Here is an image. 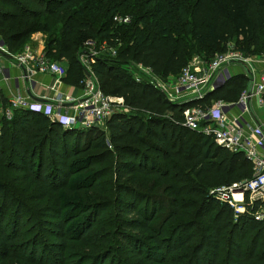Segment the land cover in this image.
<instances>
[{"label": "trees", "instance_id": "1", "mask_svg": "<svg viewBox=\"0 0 264 264\" xmlns=\"http://www.w3.org/2000/svg\"><path fill=\"white\" fill-rule=\"evenodd\" d=\"M36 32L46 36L44 56L66 63L63 81L76 87L85 77L76 34L104 44L88 68L126 110L105 118L104 128H62L20 108L0 119V168L12 173L9 183L0 180V264L15 244L25 250L19 262L45 264L35 258L44 236L59 264H264L259 202L235 216L209 194L249 178L250 162L182 118L187 106L236 100L246 79L231 75L200 99L169 102L131 73L140 64L160 80L175 77L192 57L227 51L228 41L234 51L264 53V0H0V37L10 51ZM12 182L32 192L20 199ZM28 201H44L54 218L48 228H34L44 211ZM32 231L37 239L20 240Z\"/></svg>", "mask_w": 264, "mask_h": 264}, {"label": "built area", "instance_id": "2", "mask_svg": "<svg viewBox=\"0 0 264 264\" xmlns=\"http://www.w3.org/2000/svg\"><path fill=\"white\" fill-rule=\"evenodd\" d=\"M115 21L126 22V17L113 18ZM104 46V44L102 45ZM226 52V51H225ZM95 51L88 53L94 56ZM0 54L8 57L9 65L3 66L0 63V74L2 79L12 78L9 75L10 66L17 67L19 63H28L31 59L30 55L12 54L7 45L0 37ZM264 59V53L262 54ZM79 63L89 71L88 60L86 57H78ZM239 58L234 52L224 55H214L207 61L195 58V62H187L168 87L162 84L163 80L153 76L149 69L140 64H133L131 73L135 81H148L153 87L157 88L169 102H174L180 98L200 99L207 92L222 84L232 75L231 70L225 63L227 59ZM27 82L31 80V76L35 73H52L55 75H63L64 67L56 61L49 60L43 56L33 61L32 66H25ZM136 71L137 74H136ZM90 72V71H89ZM91 73V72H90ZM22 80L23 76L19 70V74L14 80ZM161 81V82H160ZM82 93L80 95L79 110L87 113L95 122H100L109 117L113 112L120 111L116 109V105L112 100L115 97L103 95L96 84L93 75L85 76L80 84ZM264 91V77L255 87V94ZM114 98V99H113ZM121 100L120 98H117ZM247 96L245 92L241 93L234 101H215L210 106L201 108L197 104L187 106L182 110L183 125L187 128L200 132L210 137L214 143L226 148L232 152H240L245 159L251 164V176L247 179L232 182L228 185H218L209 190L214 198L229 206L233 214L243 213L246 205L258 201L259 204L255 208L254 217L261 219L264 217V118L261 122L251 125L249 119L248 107L246 105ZM185 101V102H186ZM259 105H263L262 99ZM59 101L57 100L56 103ZM121 101L115 102L120 104ZM16 108L25 109L34 112H41L51 121L60 123L64 128H70L76 123L74 115L66 114L51 108L50 105L41 104L30 100L28 96H15L8 101V105L1 111L0 117L10 119L12 111ZM228 109H235L236 114L230 119H225ZM264 117V108L262 109ZM81 125H86L87 120L79 121ZM92 123V121H90ZM239 196V197H235Z\"/></svg>", "mask_w": 264, "mask_h": 264}, {"label": "crops", "instance_id": "3", "mask_svg": "<svg viewBox=\"0 0 264 264\" xmlns=\"http://www.w3.org/2000/svg\"><path fill=\"white\" fill-rule=\"evenodd\" d=\"M40 34L42 33L36 32L31 34L29 36V38L31 39L29 40L28 38L19 50H9L14 55L25 53L26 55L31 56V59L28 61V63H24V65L22 64L24 67L32 66L33 61L43 56L44 54V41L42 40ZM225 47L227 49L226 52L217 53L215 55H224L228 52H234L239 57V59H241L246 64L250 72V76H247V74L240 65L228 64L227 62H225L231 70L232 75H242L246 79V81L247 79L252 80V89L248 97L249 103L247 107L250 119L249 123L251 125H254L258 122H261L264 118L262 115V109L264 108V105H259L258 101L260 98H262V96H264V91L261 93V95L259 93L255 94L256 85L260 82L261 78L264 77V59L262 56L263 52H252L244 54L243 52L234 51L235 47L233 41H228L225 44ZM195 58L196 57H192L189 62H195ZM0 63L3 66L10 64L8 57L2 54H0ZM20 64L21 63H19V65ZM61 64L63 65V62H61ZM10 67L11 68L9 71V75L12 78L5 80L2 79L0 74V113L8 105V101L13 97L28 96L30 100L36 101L32 99L31 96H33L39 99L36 102L50 105L51 108L55 110L66 114L74 115L77 122L74 123L70 128L78 129L87 127H104L102 121L95 122L94 120H92V117H90L89 114L79 110L78 100L81 99L80 95L82 93V88H80L81 86L76 87L73 84H68L64 82L63 77L65 76V73L60 76L47 72L35 73L33 76H31V80L27 82L25 80L22 81L20 79L14 80V77L19 74V68L12 66ZM82 71L84 73V76L86 77L88 75H92V73H90L83 66ZM86 73H88V75ZM168 78L172 77H167L166 79ZM173 82H169V84H172ZM243 92H245L246 94V89ZM57 100L59 101L58 103H56ZM215 101L228 102L222 99L213 98L209 101L208 106L212 105ZM235 114V109H228L225 114V119L230 120ZM82 119H86L88 121L86 125H81L79 121ZM90 121H92V123Z\"/></svg>", "mask_w": 264, "mask_h": 264}, {"label": "rangeland", "instance_id": "4", "mask_svg": "<svg viewBox=\"0 0 264 264\" xmlns=\"http://www.w3.org/2000/svg\"><path fill=\"white\" fill-rule=\"evenodd\" d=\"M116 22H119V19H117ZM40 36H41V38H42V40L44 41V44H45L46 36L43 35V34H40ZM30 39L31 38H29V40ZM75 43H76V50H75V52L78 55V57L82 56L83 58L86 57V59H87V57H90V55L88 53H90L92 51H95V53H94L95 55L93 57H97V56L103 55L107 51V48L105 47V45L102 46L103 44L97 42L95 38H92V37L91 38L84 37L81 34H79V35L76 34V36H75ZM17 52H19V51H17ZM56 62H58L60 65H62L61 62H59V61H56ZM62 66L63 67H66V63L63 62V65ZM135 72L137 74L138 71L135 70ZM175 78H176V76L175 77H172V78L165 79L162 82L161 81L160 82L162 84H164V85L166 84L169 87L170 86L169 85V82H173ZM95 81H96V84L98 85V81L96 79H95ZM83 85H84L83 83L80 84L79 85V86H81L80 88H82ZM101 93L103 95H107V94H105V92H102L101 91ZM112 101L114 102L112 104V106H115L116 105V109H118V110H120L122 112H124L126 110L125 107L122 105V103H120V102H119L120 104H116L115 103V102L121 101V100H118L116 98V100H112ZM0 119H1V117H0ZM0 122H1V120H0ZM60 126L63 128V126L61 124H60ZM96 151H97V149H92V150H89V151L85 152L84 154H82L81 156H79L80 157L79 160L84 159V155L87 156V155H89L91 153H94ZM106 162H109V161L107 160V161H105L103 163H98L97 166L100 167L103 164H105ZM78 175H79V177L82 176V174H78ZM11 178H12V173H7L3 169L0 168V180H3L6 183H9V180ZM9 186L11 187V191H13L14 195H17L20 199L23 198L26 195H29L32 192V189H25L23 184L22 185H17L16 183L12 182V183H10ZM26 204L28 205V207L30 209L37 210V208H39V209L41 208V210L44 211L43 212L44 213L43 215H45V216H43V215L36 216L35 215L33 217L34 223H35V225L33 224L34 225V228L36 227V225H38L40 227L42 225V223H43V227H47L48 228L50 221H54L53 216L46 214L47 212L45 210V206L43 205L44 204V201L37 202L36 203V205H38L37 208L33 206V202H29L28 201V202H26ZM6 217H7V221H12V219H11V212H9L8 214H6ZM23 219H25V218H23ZM27 225H28V223H26V221L23 220V224H22V226H24L23 228H26ZM96 231H102V229L100 227H97L96 228ZM34 237L35 236H33V231L30 232V233L27 232L26 234L21 235L20 240L21 239H25V240H21V241H26L28 238H30V240L31 239H37V238H34ZM43 238H45L43 241H46L45 244L47 246L46 245L43 246V245H40V244L36 245L37 247H39V249L37 250V253H36L35 258L38 259V260H40V261H42L45 264H49L50 262H53V261L55 263L59 264L58 263V259L57 260L54 259V256L52 254V250L49 247L50 237L44 236ZM17 245L18 244H15V246H17ZM15 246L11 248V251H12L11 252V256H10L11 258L10 259H6L3 264H25V263H22V262H19L18 261V259H19L18 257H20L19 253L23 254V252L25 250H23V251L20 250V252H19V249L13 250L15 248ZM28 249H27V252H25V255L26 256H28V253H29L28 252Z\"/></svg>", "mask_w": 264, "mask_h": 264}, {"label": "water", "instance_id": "5", "mask_svg": "<svg viewBox=\"0 0 264 264\" xmlns=\"http://www.w3.org/2000/svg\"><path fill=\"white\" fill-rule=\"evenodd\" d=\"M227 63L228 64H238L242 67V69L245 71V73L247 74V76H250V72L246 66V64L239 58H230V59H227ZM18 68L23 76V80L27 81V78H26V72H25V68L22 64L18 65ZM88 75V73H86ZM245 89H246V96H247V99H246V105L248 106V103H249V100H248V97L251 93V89H252V80L251 79H247L246 81V84H245ZM32 99L34 100H39L33 96H31Z\"/></svg>", "mask_w": 264, "mask_h": 264}, {"label": "bare ground", "instance_id": "6", "mask_svg": "<svg viewBox=\"0 0 264 264\" xmlns=\"http://www.w3.org/2000/svg\"><path fill=\"white\" fill-rule=\"evenodd\" d=\"M235 197H239V196H236V195H235Z\"/></svg>", "mask_w": 264, "mask_h": 264}]
</instances>
